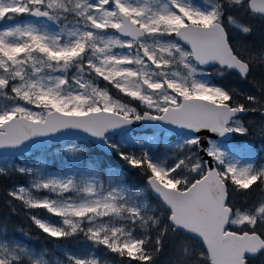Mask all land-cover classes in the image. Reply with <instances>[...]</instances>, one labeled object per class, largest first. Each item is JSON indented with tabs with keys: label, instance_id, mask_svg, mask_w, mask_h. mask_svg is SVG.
Here are the masks:
<instances>
[{
	"label": "snow or ice",
	"instance_id": "6c2138e0",
	"mask_svg": "<svg viewBox=\"0 0 264 264\" xmlns=\"http://www.w3.org/2000/svg\"><path fill=\"white\" fill-rule=\"evenodd\" d=\"M256 20L264 24V0H0V177H29L6 192L0 264H110L109 254L157 264L166 247L171 264L264 257V164L228 139L249 134L244 115L264 118V76L243 94L208 71L247 80L264 69V46L241 39ZM138 122L169 126L179 137L165 141L169 155L155 151L159 136L131 134ZM67 132L140 170L155 202L118 169L49 173L13 159ZM17 202L48 237L85 246L53 251L17 238Z\"/></svg>",
	"mask_w": 264,
	"mask_h": 264
},
{
	"label": "trees",
	"instance_id": "16d2710c",
	"mask_svg": "<svg viewBox=\"0 0 264 264\" xmlns=\"http://www.w3.org/2000/svg\"><path fill=\"white\" fill-rule=\"evenodd\" d=\"M255 30L253 33L246 37H241L246 43L256 47L257 49L264 46V24H261L260 21H252ZM213 72L214 69H212ZM264 76V69L257 68L249 76L247 80H241L240 77L232 72L228 73L225 76L214 78L215 83H220L225 87L234 88L238 92L243 94H252L255 89L253 87V81L260 79ZM115 93V90H112ZM246 122V126L249 127V134L246 136H241L240 134H234L232 141L238 143H253L255 146H260L264 144V133L261 132V127H264V118H262L258 113H249L246 114L243 118ZM80 142L85 143L83 140ZM93 151L102 153V151L95 146H93ZM115 153H112L111 156H106L111 161V165L116 169H121L125 179L128 184L135 189H143L147 191L144 187V176L141 174L140 170L130 168L126 162L119 161ZM24 181V178L20 175H11L9 177H0V215H5L9 213V209L5 204L6 192L11 187L17 185L19 182ZM148 199L155 202L156 198L152 195L151 192H148ZM239 197L237 200L239 202ZM37 214L44 216V213H41L37 210H34ZM9 230L21 234L18 230L23 229L25 236L28 238V241L32 246L43 247L45 243H48L50 237L42 233L28 218L26 212L20 208L17 202V212L11 214L10 217ZM22 235V234H21ZM33 238V241L31 240ZM49 249H53L52 246H48ZM172 252L170 247H166L157 257V264H171ZM110 264H119V258L115 257L113 254L109 255ZM254 264H264V257H256Z\"/></svg>",
	"mask_w": 264,
	"mask_h": 264
},
{
	"label": "rangeland",
	"instance_id": "374dc122",
	"mask_svg": "<svg viewBox=\"0 0 264 264\" xmlns=\"http://www.w3.org/2000/svg\"><path fill=\"white\" fill-rule=\"evenodd\" d=\"M209 72L212 73V75L209 77L211 80L214 78L219 77L216 75L215 72L212 71V69H208ZM214 82V80H213ZM101 86H103V82L101 83ZM245 116H243L244 118ZM131 134L136 137L140 136H151L153 134L160 137V143L156 146L155 151H157L161 156H167L169 155V150L166 147L165 141L168 144L175 143L179 137L175 136L171 133L166 132H154V131H145V132H137V131H131ZM119 139V137H117ZM80 140L83 139H71L68 141H65L63 143L54 144L51 146H48L47 148L40 149L37 151L30 152L28 154H25L21 157H13L15 159V162L17 165H29V166H43L49 173H58L61 171H67V170H76L77 167H83L84 165L88 163L94 162L96 165L105 168V169H116L111 164V161L109 158H106L102 153H98L93 151L94 143L89 140H83L85 143L80 142ZM233 145L236 146H249L252 151L255 154V159L257 164H264V144H261L260 146H255L253 143H238V142H232ZM69 149H79L78 152H72L69 151ZM125 151H136L139 152L138 148H135L132 144H128L125 146ZM111 156V155H110ZM119 161H122L117 155L115 156ZM121 172V169H118ZM122 173V172H121ZM123 175V173H122ZM124 177V175H123ZM24 181L19 182V184H25L29 177H23ZM125 178V177H124ZM142 194L147 196V191L143 189H137ZM40 195H45V193L41 192ZM153 195V194H152ZM154 196V195H153ZM37 211L44 213L45 217H48V213L45 212L43 209H36ZM52 220H58L56 217H49ZM12 232V231H11ZM14 233V232H13ZM17 238L23 239L25 242H29L28 238L21 234L14 233ZM33 241V238H31ZM52 246L53 249H49L48 246ZM85 245L81 243V241L72 240V241H57L52 238L49 239L48 243H45L43 247H35L36 249H47V250H55L57 247L59 248H70L72 250H80ZM103 248L99 249V252H103ZM110 255V254H109ZM109 255L107 256V259L109 260Z\"/></svg>",
	"mask_w": 264,
	"mask_h": 264
},
{
	"label": "water",
	"instance_id": "95a60500",
	"mask_svg": "<svg viewBox=\"0 0 264 264\" xmlns=\"http://www.w3.org/2000/svg\"><path fill=\"white\" fill-rule=\"evenodd\" d=\"M167 127H169V126H164V128H167ZM164 128H155V127H152L148 123L138 122V123H136V124H134L132 126L131 130L141 132V131H147V130L151 129L152 131H155V132H157V131L158 132H166L164 130ZM170 133L175 135L173 132H170ZM202 135L205 137V139H207L212 134L205 132V133H202ZM231 137H229L228 139H230ZM71 139H84V140L92 141L97 148H99L101 150H104L107 154H111L112 153L111 151L106 149L103 145L97 143L93 138H90L87 134L77 133V132H67V133H63V134H55V136L51 137V138H42V140H41V142L39 144L31 146L30 148L24 150L22 153L21 152H17L14 157L15 158L16 157H21V156H23L25 154H28L30 152L37 151V150H40V149H44V148H47L48 146H51V145H54V144L63 143L65 141H68V140H71ZM206 142L207 141L205 140V143Z\"/></svg>",
	"mask_w": 264,
	"mask_h": 264
}]
</instances>
